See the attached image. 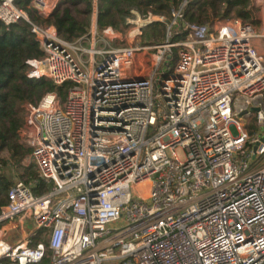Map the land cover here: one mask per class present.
Instances as JSON below:
<instances>
[{"label":"built area","instance_id":"1","mask_svg":"<svg viewBox=\"0 0 264 264\" xmlns=\"http://www.w3.org/2000/svg\"><path fill=\"white\" fill-rule=\"evenodd\" d=\"M99 1L65 40L27 11L61 0H0V21L40 44L26 77L70 84L23 104L17 140L47 187L11 168L0 264H264V0L259 29L185 21L181 0L149 46L136 37L164 15L130 9L124 44L98 28Z\"/></svg>","mask_w":264,"mask_h":264},{"label":"trees","instance_id":"2","mask_svg":"<svg viewBox=\"0 0 264 264\" xmlns=\"http://www.w3.org/2000/svg\"><path fill=\"white\" fill-rule=\"evenodd\" d=\"M181 0H100L97 9L96 22L98 28L111 26L119 30L125 26V18L130 9H151L153 14L170 16L171 5H177ZM25 2L20 3L25 6ZM83 3L84 13H91L92 0H61L59 6L47 18H42L30 8L29 15L39 22L46 21L54 25L57 33L65 40H73L86 33L88 22L80 20L73 13L72 7ZM251 0H189L184 10V20L188 22L207 23L229 17H238L244 21H251ZM164 25L154 21L143 28L144 43L154 44L163 41L161 33ZM158 32L156 33V31ZM182 33L174 35L172 40L180 38ZM42 55L39 42L30 33L29 25L24 22L13 23L9 26L0 21V162L15 169L20 167V176L24 182L35 179L32 187L34 194L46 190L47 183L40 179L33 164L22 165L23 158L30 152L17 140V131L22 125L21 105L25 102H37L45 93H56L64 98L69 83L55 85L47 78L30 79L25 73L28 69L27 61ZM23 110V109H22ZM8 151V159L1 156ZM25 175V177H22ZM19 178V179H20ZM11 180L0 174V208L6 203V194Z\"/></svg>","mask_w":264,"mask_h":264},{"label":"rangeland","instance_id":"3","mask_svg":"<svg viewBox=\"0 0 264 264\" xmlns=\"http://www.w3.org/2000/svg\"><path fill=\"white\" fill-rule=\"evenodd\" d=\"M249 8L251 9V14H252V17H251V21H248V23H251L255 28H257V29H259V28H261V24H262V20H261V11H260V9L258 8V7H256L255 6V3H254V0H251V4H250V6H249ZM133 9H135V8H133ZM72 10H73V13L75 14V16H77L80 20H85L86 22H88V28H89V25H90V19H91V13L89 14V15H87V14H85L84 13V5H83V3H78V4H76V5H73V7H72ZM136 11H137V13L140 15V16H144V15H146V13L147 12H151V9H147L146 11H143V8H141L140 10H138V9H135ZM152 13V12H151ZM38 15V14H37ZM153 15H160V14H153ZM39 16V15H38ZM165 17V19H164V22H162L163 23V25H164V28H162V31H161V33H164L165 32V35H164V38H163V40H165L166 39V37H167V35H168V29H167V27H166V23L168 22V20L170 19V16H164ZM233 17V16H232ZM231 17V18H232ZM226 19H229V18H226ZM226 19H221L220 21H222V20H226ZM37 21V20H36ZM216 21H218V20H216ZM216 21H214V22H212V23H210V22H207V24L208 25H211L212 26V24H214ZM244 21V20H243ZM38 23H42V24H44V23H47L46 21H43V22H39V21H37ZM245 22H247V21H245ZM129 28H130V26L129 25H126V26H122L119 30H117V29H115V30H117L119 33H120V35H121V38H122V41H121V43H124V44H129L130 43V41H131V39L130 38H128L127 37V34H128V31H129ZM143 29H142V32H141V34L140 35H138L137 37H136V43H138V44H146V45H150L149 43H144V36H143ZM158 32V30L156 31V33ZM170 33H171V36H170V38L173 36L172 35V30H170ZM134 42V41H133ZM155 43V42H154ZM153 44V43H152ZM112 45H115L114 43H112ZM146 52V51H145ZM147 52L148 53H151L152 52V50L150 49V50H147ZM176 52V51H175ZM175 59V57H173V60ZM23 109V110H22ZM24 108H23V106L21 105V113H22V119H24ZM23 121V120H22ZM240 123H242V124H244L245 123V120L244 119H242V120H240ZM255 124H254V121L253 120H251L250 121V125L249 126H252V127H255L254 126ZM28 155H29V153H27V155L23 158V163H22V165H28V164H30L29 163V161H28ZM1 156L2 157H4V158H6V159H8L9 157H10V155H9V152L8 151H3L2 153H1ZM3 167H4V171H5V174L7 175V177L9 178V173H11V168L9 167V166H7V165H3ZM13 170H15V172L18 174V175H20L21 173H23V170L20 168V167H16L15 166V169H13ZM22 177H25V175H23ZM19 178H20V176H19ZM21 179V178H20ZM44 239V238H43Z\"/></svg>","mask_w":264,"mask_h":264},{"label":"water","instance_id":"4","mask_svg":"<svg viewBox=\"0 0 264 264\" xmlns=\"http://www.w3.org/2000/svg\"><path fill=\"white\" fill-rule=\"evenodd\" d=\"M251 110L255 111V110H257V108L256 107H251Z\"/></svg>","mask_w":264,"mask_h":264},{"label":"crops","instance_id":"5","mask_svg":"<svg viewBox=\"0 0 264 264\" xmlns=\"http://www.w3.org/2000/svg\"><path fill=\"white\" fill-rule=\"evenodd\" d=\"M4 174H5V171H4ZM6 175V174H5ZM9 175H10V173H9ZM7 176V175H6ZM13 237V236H12Z\"/></svg>","mask_w":264,"mask_h":264}]
</instances>
